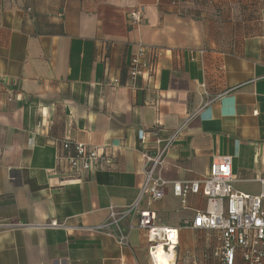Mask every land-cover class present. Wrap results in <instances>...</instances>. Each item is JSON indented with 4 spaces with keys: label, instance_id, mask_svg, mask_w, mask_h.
I'll use <instances>...</instances> for the list:
<instances>
[{
    "label": "crops",
    "instance_id": "1",
    "mask_svg": "<svg viewBox=\"0 0 264 264\" xmlns=\"http://www.w3.org/2000/svg\"><path fill=\"white\" fill-rule=\"evenodd\" d=\"M173 1L0 0V221L37 226L0 231V264H154L138 229L125 248L102 233L40 226H98L109 207L129 206L144 181L141 153L158 147L140 143L142 132L167 139L200 108L163 176L202 179L227 155L236 189L259 194L264 0H188L182 10ZM139 8L134 26L129 13ZM140 45L161 55L154 78L131 84L127 67ZM64 139L106 146L111 164L64 177L56 160ZM205 204L191 195L183 207L172 186L159 202L144 199L160 225L180 228L176 249H165L170 264H221L216 233L184 228Z\"/></svg>",
    "mask_w": 264,
    "mask_h": 264
},
{
    "label": "built area",
    "instance_id": "2",
    "mask_svg": "<svg viewBox=\"0 0 264 264\" xmlns=\"http://www.w3.org/2000/svg\"><path fill=\"white\" fill-rule=\"evenodd\" d=\"M188 0H175L172 5L182 10ZM130 24L139 26L144 18L143 8L133 9L129 13ZM161 49L140 45L131 59L127 70L131 84L142 76L154 78ZM119 80H114L118 84ZM202 108L195 111L176 128L167 139H160L158 130L143 131L140 143L154 140L158 146L155 153L143 150L141 153L144 181L138 197L127 207H109L108 218L98 226L68 225L66 222L51 221L40 228L105 234L113 238L121 247H129L130 234L133 230L146 232L151 244L150 256L156 263L157 248L164 245L167 251H174L178 246L180 228H169L159 224V218L150 209L142 210L144 199L148 205L164 199L167 188L172 186L174 196L187 207L191 195L201 196L206 200L203 211L197 212L192 223H186L185 229L214 232L217 234L219 249L214 256L221 264H237L240 259L244 264H264V178L256 179L260 184L257 195L245 194L235 187L236 177L233 170L232 156H217L210 166V172L202 179L188 181H168L163 176L167 155L179 138L186 131L188 124L200 114ZM255 115L258 114L256 111ZM62 152L58 154L57 170L66 178H75L105 169L111 164V157L106 146L82 144L71 139L60 142ZM137 218L135 222L133 219ZM127 224V225H125ZM37 227L33 224L0 221V231H13Z\"/></svg>",
    "mask_w": 264,
    "mask_h": 264
},
{
    "label": "bare ground",
    "instance_id": "3",
    "mask_svg": "<svg viewBox=\"0 0 264 264\" xmlns=\"http://www.w3.org/2000/svg\"><path fill=\"white\" fill-rule=\"evenodd\" d=\"M166 253L167 251L165 250L164 245H161L160 243V246L157 248V254L155 259L157 264H170L168 260H166Z\"/></svg>",
    "mask_w": 264,
    "mask_h": 264
},
{
    "label": "trees",
    "instance_id": "4",
    "mask_svg": "<svg viewBox=\"0 0 264 264\" xmlns=\"http://www.w3.org/2000/svg\"><path fill=\"white\" fill-rule=\"evenodd\" d=\"M232 47V46H231ZM232 49V48H231Z\"/></svg>",
    "mask_w": 264,
    "mask_h": 264
}]
</instances>
